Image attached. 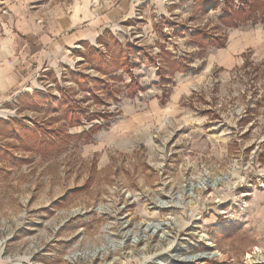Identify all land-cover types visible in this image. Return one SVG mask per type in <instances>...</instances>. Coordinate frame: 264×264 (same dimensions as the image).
I'll list each match as a JSON object with an SVG mask.
<instances>
[{"label": "rangeland", "instance_id": "374dc122", "mask_svg": "<svg viewBox=\"0 0 264 264\" xmlns=\"http://www.w3.org/2000/svg\"><path fill=\"white\" fill-rule=\"evenodd\" d=\"M198 1L0 100V264H264V0Z\"/></svg>", "mask_w": 264, "mask_h": 264}, {"label": "crops", "instance_id": "0c3cea01", "mask_svg": "<svg viewBox=\"0 0 264 264\" xmlns=\"http://www.w3.org/2000/svg\"><path fill=\"white\" fill-rule=\"evenodd\" d=\"M31 1L39 5L31 9ZM137 2L0 0V100L12 101L24 84H37L40 72L54 78L62 68L68 72L75 57L73 52L83 44L95 46L105 35H115L113 26L143 20L130 15ZM7 16L12 23L6 20ZM163 19L167 17L153 23Z\"/></svg>", "mask_w": 264, "mask_h": 264}, {"label": "trees", "instance_id": "16d2710c", "mask_svg": "<svg viewBox=\"0 0 264 264\" xmlns=\"http://www.w3.org/2000/svg\"><path fill=\"white\" fill-rule=\"evenodd\" d=\"M214 1L217 2V0H214ZM214 1H212V0H208V1H206L205 3L208 4V5L212 3V5H213V2H214ZM204 6H205V5H204ZM204 6H202V8H203ZM262 6H263V10H264V3H263ZM204 8H205V7H204ZM250 8H252V7L249 6V9H246V8L243 9V8H242V9H239L238 11L241 12V15L243 16L244 14H245V15L249 14V11H251ZM247 10H249V11H247ZM249 15H250V14H249ZM227 17L230 18V16H225V18H227ZM225 18H224V19H225ZM106 36H108V35H105L104 37L100 38L99 41H103V40H105V39H106ZM107 44H108V41H107V40L104 41V45L106 46ZM139 48H140V47H139ZM140 49H141V48H140ZM144 51H145V50H144ZM69 71L71 72V69H70ZM69 71H68V72H69ZM41 94L44 95L43 93H41ZM14 122H17V121L14 120ZM12 158H13V157H12Z\"/></svg>", "mask_w": 264, "mask_h": 264}]
</instances>
